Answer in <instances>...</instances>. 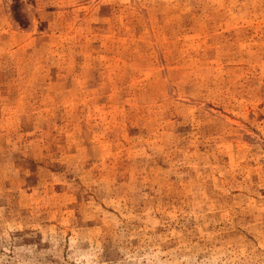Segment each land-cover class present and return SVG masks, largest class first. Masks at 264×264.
<instances>
[{"label": "rangeland", "instance_id": "1", "mask_svg": "<svg viewBox=\"0 0 264 264\" xmlns=\"http://www.w3.org/2000/svg\"><path fill=\"white\" fill-rule=\"evenodd\" d=\"M0 264H264V0H0Z\"/></svg>", "mask_w": 264, "mask_h": 264}]
</instances>
